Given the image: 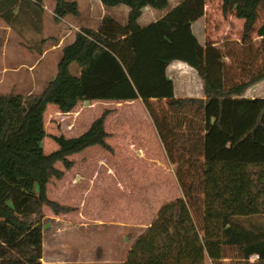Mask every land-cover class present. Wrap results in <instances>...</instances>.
<instances>
[{
	"label": "trees",
	"instance_id": "trees-1",
	"mask_svg": "<svg viewBox=\"0 0 264 264\" xmlns=\"http://www.w3.org/2000/svg\"><path fill=\"white\" fill-rule=\"evenodd\" d=\"M56 20L81 16L78 3L52 0ZM205 0H187L167 19L134 28L145 8L160 14L170 0H100L106 10L127 6L124 44L131 60L119 59L101 35L76 34L62 49L55 78L40 93L0 96V264H42L46 209L55 216L74 210L48 197L51 180H62L70 156L107 143L106 110L77 137L54 136L57 151L45 154L44 114L55 105L72 113L83 102L141 100L171 164L183 197L162 207L132 245L124 264H222L228 251L236 261L264 264V98L246 93L264 73L229 89L216 86L203 49L192 32ZM264 0H222L224 13L237 6L244 35L258 19ZM20 0H0V20L17 19ZM43 6L44 0H26ZM105 21H111L108 16ZM264 37V25L258 30ZM116 34V33H115ZM182 62L198 71L204 98H176L167 68ZM74 67L76 71L74 72ZM247 223V225L245 224ZM257 257L254 261L251 258Z\"/></svg>",
	"mask_w": 264,
	"mask_h": 264
},
{
	"label": "rangeland",
	"instance_id": "rangeland-1",
	"mask_svg": "<svg viewBox=\"0 0 264 264\" xmlns=\"http://www.w3.org/2000/svg\"><path fill=\"white\" fill-rule=\"evenodd\" d=\"M20 1L18 10L28 3ZM69 1H78L83 19L89 18L85 0ZM51 2L45 1L44 4L49 6ZM121 9L129 10L127 6L115 7L109 12L110 17L116 13L119 16L123 14ZM202 9V15L193 23L205 13L209 22L218 21L219 24L227 18L219 0H207ZM234 9L237 11L232 7L230 12L233 13ZM259 13L260 21L257 19L253 28L264 23V2ZM117 18H110L112 20L106 21L105 27L123 29L122 19ZM236 19L239 21V18ZM2 42L3 32L0 31V47ZM255 49L253 44L242 47L234 42L218 46L217 75L212 74L213 83L229 89L264 73V45L259 49L261 53L258 57ZM16 60L3 61L0 58V96L28 94L25 91L26 78L5 70L6 67H15ZM207 64L206 60L205 66ZM46 85H41V88ZM174 86L181 94V89L186 87L181 81H176ZM260 97L264 98V81L247 93L250 101ZM106 110L111 111L105 127L115 136L107 139L113 152L95 146L70 156L74 163L70 170H66L61 163L56 164L65 176L62 180H51L48 197L74 211L55 216L50 209H46L48 220L44 222L42 264H124L132 245L153 223L162 207L183 197L176 177L177 166L168 160L142 102L119 106L83 102L70 114H61L55 105H48L44 114L47 137L42 144L45 154L58 150L54 136H80ZM256 221L262 223L264 218ZM227 256L222 264H246L238 263L232 250ZM205 264L214 263L206 259Z\"/></svg>",
	"mask_w": 264,
	"mask_h": 264
},
{
	"label": "crops",
	"instance_id": "crops-1",
	"mask_svg": "<svg viewBox=\"0 0 264 264\" xmlns=\"http://www.w3.org/2000/svg\"><path fill=\"white\" fill-rule=\"evenodd\" d=\"M45 1L49 0H44V2ZM219 1L222 5V0ZM76 2L78 3L80 10V3L78 1ZM185 2H187V0H170L171 9L165 14H160L150 7L145 8L141 18L135 26L133 25L129 32L131 33V30L134 28L143 29L152 24H156L161 20L167 19L168 16L173 14L178 8L182 7ZM204 2L207 3V0ZM263 2L264 1H262L260 5L263 4ZM260 5L257 10L258 16H260ZM84 6L88 11V19H83V13L80 10L81 16L79 18L67 16L63 19L56 20L53 12V1L49 6L44 4L41 7L27 3L23 5L20 10L15 11L17 19L14 23L9 24L5 21L0 22V31L3 32L0 58L3 59V61H7V59H17L15 67H6L5 70L17 73V75L26 78L25 83L27 82V85L25 84V91L28 94L34 92L40 93V91L43 90L41 85L48 84L55 78L57 65L62 55V49L74 42L78 32L92 31L101 35L107 41L109 48L119 59L131 60L132 53L128 47H126L127 45L125 46L124 44L125 36H116L118 33L122 32L121 34H123L125 30H127L125 28L129 10L121 9L124 12L123 14L119 16V14L116 13L114 16L110 17L109 12L113 8L111 10H106L100 0H85ZM205 8L207 13L208 9L206 4ZM233 8H237V6H233ZM231 9L232 7L226 12L227 18L220 21L219 24L218 21L209 22L208 16L205 13L201 19L193 23L191 26L193 34L196 36L203 49L204 58L208 61V65L212 70L211 75L213 74V76L217 75L215 70L218 61L216 52L218 46L228 42L239 43L242 47L253 44L256 48L254 51L255 55L258 57L261 53L259 49L264 45V37L258 33V30L264 25V23H261V25H258L257 27H252L247 35H244L245 21L240 18L238 21V19H236L237 11L234 9L233 13H231ZM94 15L96 18H93ZM106 16H109L112 19L119 16L117 19H122V22L120 23L123 29L119 28L118 30H110L106 28ZM261 58L263 59V57ZM73 70L75 72L76 67H74ZM167 76L174 84L176 81H181L186 86L185 88H180L181 91H183L182 94L179 93V90L174 86L176 98H204V82L199 77L198 71L191 68L189 65L182 62H174L167 68ZM247 93L245 95L246 99ZM141 102V100H137L120 104L105 102L97 103L103 105L115 104L119 106L124 104H141ZM107 133L109 134L108 139L115 137L112 135L114 133L109 131H107Z\"/></svg>",
	"mask_w": 264,
	"mask_h": 264
},
{
	"label": "built area",
	"instance_id": "built-area-1",
	"mask_svg": "<svg viewBox=\"0 0 264 264\" xmlns=\"http://www.w3.org/2000/svg\"><path fill=\"white\" fill-rule=\"evenodd\" d=\"M255 258L257 259V257H253V258H251V261L255 260Z\"/></svg>",
	"mask_w": 264,
	"mask_h": 264
}]
</instances>
